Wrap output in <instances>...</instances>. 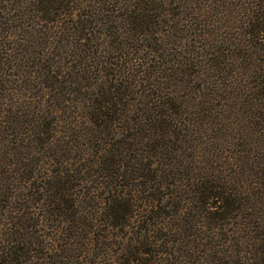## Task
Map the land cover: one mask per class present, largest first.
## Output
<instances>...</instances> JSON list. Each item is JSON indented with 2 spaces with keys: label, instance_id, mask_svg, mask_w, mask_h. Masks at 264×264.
Wrapping results in <instances>:
<instances>
[{
  "label": "rangeland",
  "instance_id": "rangeland-1",
  "mask_svg": "<svg viewBox=\"0 0 264 264\" xmlns=\"http://www.w3.org/2000/svg\"><path fill=\"white\" fill-rule=\"evenodd\" d=\"M68 1L73 16L0 0V264L11 247L20 264H118L140 238L155 243L143 248L152 264H264V40L249 29L264 0H161L147 36L127 25L135 0ZM154 83L181 112L159 137ZM120 84L103 136L93 108ZM120 142L127 150L108 159L136 168L138 157L160 188L99 170ZM67 169L72 196L54 202L46 188ZM205 186L239 211L212 219L197 206ZM118 198L125 228L106 216Z\"/></svg>",
  "mask_w": 264,
  "mask_h": 264
},
{
  "label": "trees",
  "instance_id": "trees-1",
  "mask_svg": "<svg viewBox=\"0 0 264 264\" xmlns=\"http://www.w3.org/2000/svg\"><path fill=\"white\" fill-rule=\"evenodd\" d=\"M35 1H36V5H38L37 12L40 13V15L45 14L52 16L54 14H57L58 16L59 15L58 13L62 12L63 10L70 9L69 12H71V16H73V10L71 9L72 7L70 8L71 3L68 0H35ZM102 1L105 2V0ZM94 3L95 4L99 3V5H101V2H99V0H94ZM133 4L135 5V7L133 8L132 11L135 16H129L128 21L130 23L127 22L128 27H131L130 29L131 33L134 32L143 36H147L148 34H151V32L147 33L145 30H143L144 29L143 25L146 24L149 27L153 25V23L150 21L152 19L151 14L153 12L155 13L158 12L162 7L163 2L161 0H135ZM157 18L158 17L156 16V19ZM40 19H42V17ZM42 20L47 21L45 19ZM54 20L55 19H53V21ZM249 23H250L249 29L250 30L252 29L251 32L255 36V39L264 40V4L259 5L257 7V10L252 12ZM80 24H81L80 25L81 32H85L86 30H88L87 28L90 27V22L87 20H85L84 22L81 20ZM252 34L249 33V35L251 36ZM116 44L119 46V43ZM115 50H118L119 52L120 50L122 51V48L118 47L115 48ZM157 52L158 51L155 49L151 50L152 54H155ZM154 78H155L154 75L152 74L148 75L149 80L153 81ZM128 85H126V87ZM151 86L156 87L154 88L153 91L154 93L151 94L152 98L155 100V101L153 100L154 105L153 108L150 109L151 111H149L150 117H153L154 119L148 117L149 118L148 120L149 121L151 120L150 124L152 125L151 129L153 130V133L154 132L156 134L158 133V137H159V135H161V132L162 130H164V128L171 126L172 123H176V121L180 117L181 112L179 113V111L177 110L178 107L176 106H178V104L176 105L174 103L177 100L174 99L171 96V94H169L168 97L163 95L162 86L159 87L155 83ZM124 88L125 85L121 87L120 84V87L115 88L111 93L107 94V96L102 95L104 97H102L100 104L94 106L93 108L94 109L93 115L95 118L94 124H96V128L102 129V131H98V133H101L103 136L104 134L110 135L114 131L113 130L114 123L118 119V118H114L117 115L116 108L119 106V101L121 102L123 100V98L117 99V97L119 95L124 96V92H125ZM145 126L149 127V125H145ZM129 139L131 140V137ZM123 145H124V149L127 150V145L125 143L120 142L119 144L116 143V145H112L111 150L115 149L114 152L112 151L113 154L109 152L110 149H104L103 155H105L107 159L102 161V167H99V170L102 171V173L108 174L110 179H115V182L117 180L119 181V179L121 180L126 178L130 181L132 180L141 181V184H143V186L147 185L148 188H149V184H154L156 187L160 188L158 181L156 184V179H157L156 173L150 170V166H148L150 164H148L147 166L146 165L141 166L140 163L137 164V161H139L137 159L138 157H134V160L132 159L137 165L136 168H134V166L132 165H131L132 167L124 166L123 160L115 161L113 159H108V156L110 158L118 157L119 159V157L123 155L122 152H124V150H122ZM149 156L151 158V156L153 155H149ZM69 171L70 169H67L65 172L61 173V179L59 177L54 178L55 179L54 181L56 183L52 185L49 184L48 185L49 187L46 188V190L47 189L49 190L48 194L52 195L54 202L55 201L57 203L63 202L67 198L72 196L71 192L73 191V187L68 184V181H72L73 176L68 175ZM64 174H67L66 177ZM141 184L138 185L135 184V187H140ZM220 189L222 188L219 186H210V187L205 186L204 190L198 192L199 195L197 197V201H198L197 206L199 208H204L206 206L209 211H213L214 214H217L212 216V219H215L216 221L223 220L222 216L228 215L227 213L231 214L239 211L238 209L239 203L237 204L236 199L230 198L231 194H227V192L225 191L219 192ZM120 200H121L120 198L112 199L110 206L108 207V211H107L108 214L106 216L107 219L109 220L108 223L112 228L113 227L125 228L129 223V219L131 218L129 216L130 207L128 206V204H125ZM218 213H222L223 215L222 214L219 215ZM261 239L263 244L261 246L260 251L262 256H264V236ZM154 245L155 243L152 242L151 240L148 242L147 239L143 241L140 238V241H137L134 244V246L128 247L122 253V255H120V257L118 258V264H152L155 253L157 252L150 250L148 251L147 249H143V248L152 247ZM16 253H18L17 248L11 247L10 253H8L9 260L7 264H20L18 262V254ZM2 263L6 264L4 261H2Z\"/></svg>",
  "mask_w": 264,
  "mask_h": 264
}]
</instances>
